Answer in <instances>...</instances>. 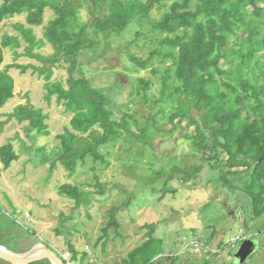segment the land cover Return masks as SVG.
<instances>
[{
    "label": "rangeland",
    "instance_id": "1",
    "mask_svg": "<svg viewBox=\"0 0 264 264\" xmlns=\"http://www.w3.org/2000/svg\"><path fill=\"white\" fill-rule=\"evenodd\" d=\"M69 5L75 14L69 24L71 30L79 32L88 26L86 37L95 43L79 53V69L107 96L113 118L118 122L127 120L128 127L119 128L121 134L102 148L106 163H95L89 157L85 165L78 164L75 175L70 177L58 159V136L67 129L73 130V114L57 100L56 94L47 98L48 80L36 69L49 67L50 62L27 55L29 42L19 29L20 23L30 27L25 15L1 21L0 42L9 34L19 36L21 44L5 48L2 64L15 79V91L0 109V146L13 144L18 159L9 168L0 160V242L16 250L18 233L29 228L35 231L32 238L36 243L50 245L68 264H75L70 259L69 240L81 254L88 252L89 257L78 264H124L129 253L149 238L151 229L146 224H155L153 236L165 241V255L157 257L164 264H170L175 256V264H264V199L255 203L247 193L249 169L237 166L234 170L241 174L230 175V181L239 188L231 195V201L235 203L240 198L242 202L232 212L223 202L227 188H231L226 183L228 179L222 177L227 153L219 149V163L203 160V156L209 157L210 150L195 148L186 137L197 134V125L188 117L174 122L170 119L180 106L179 95L168 94L161 100V74L173 63L156 59L154 66L160 73L155 75L151 68L140 69L129 59L128 51L145 59L157 46L156 35L150 32L147 21H135L121 36L113 34L105 41L101 36L94 37L90 26L96 16L108 13V2L69 0ZM259 5L264 9V0ZM164 11L154 9L153 16L159 18ZM53 17L54 11L48 8L44 23L32 27L37 39L45 42L34 52L43 56L54 52L44 37V26ZM67 66L65 62L57 63L51 81L66 86ZM75 76L80 77V72ZM140 78L152 81L147 102L137 91L133 92ZM117 80L122 88L115 86ZM173 84H177L175 80ZM18 107L27 108L31 117L19 119L14 114ZM42 119L46 130L39 132L37 124ZM155 172L161 175L152 183ZM64 183L78 186L86 199L78 205L63 195L59 186ZM114 206L118 208L119 228L108 230L104 249L102 243L96 246V242L103 235L102 228L110 221ZM58 228L62 230L60 235ZM236 235L251 238L257 244L245 263L236 257L242 242L234 246L230 243Z\"/></svg>",
    "mask_w": 264,
    "mask_h": 264
},
{
    "label": "trees",
    "instance_id": "2",
    "mask_svg": "<svg viewBox=\"0 0 264 264\" xmlns=\"http://www.w3.org/2000/svg\"><path fill=\"white\" fill-rule=\"evenodd\" d=\"M262 1L106 0L108 13L96 16L90 26L94 37L101 36L108 41L113 34L121 36L133 22L147 21L150 32L156 35L157 46L145 59L127 50L129 59L140 69L151 68L155 75L160 73L154 66L156 59L161 63H173V66H166L161 74V100L168 94L179 95L180 106L170 116L171 121L188 117L197 125V134L186 137L193 141L195 148L207 150L211 147L210 154L216 153L214 156H203V160L214 159L219 163L216 150L222 148L230 156L232 164L247 166L250 171L247 193L255 203L264 199V9L259 5ZM48 8L54 11V17L44 26V37L53 46L54 52L43 56L34 52L35 47H42L45 42L37 39L32 27L44 23ZM154 9L165 11L156 18L153 16ZM16 15H25L30 25L19 24L22 35L29 42L27 55L50 62L49 67H36L48 80L47 98L56 94L57 100L73 114V130L67 129L58 136L61 140L59 161L69 171L70 177L75 175L78 164L85 165L89 157L95 163H106L102 148L119 136V128L126 129L128 122L125 119L118 122L113 118L107 96L93 86L79 69V53L95 44L86 37L88 26H83L79 32L71 30L69 24L75 14L70 9L69 0L62 3L59 0H3L0 22ZM140 35L138 32V37ZM20 44L19 36L9 34L3 36L0 42V109L14 97L15 91L14 77L2 68L5 48ZM59 62L68 64L66 86L60 81H51L53 67ZM19 67L25 70V67ZM76 72H80V77L75 76ZM114 83L122 88L118 80ZM139 83L133 92L137 91L146 100L152 81L140 78ZM29 112L27 108L18 107L14 114L24 119L31 117ZM37 126L39 132L46 130L43 119ZM17 159L13 144L0 146V160L6 168ZM174 168L179 169L177 166ZM158 175H161L160 172L154 173L152 183ZM96 179L99 180L98 176ZM59 190L78 205L86 199V194L76 185L64 183ZM117 213L118 208L114 206L110 210V221L102 228L103 235L96 246L102 243L105 249L108 230L119 228ZM146 226L151 229L149 238L129 253L124 264H164L157 257L165 255V241L153 236L155 224ZM57 233L62 234V230L58 228ZM34 234L35 231L29 228L20 231L17 235L18 248L14 251L24 252L35 245ZM0 244L6 246L3 242ZM68 244L70 259L75 264L89 257L88 252L81 254L71 240ZM62 259L68 264V260ZM176 259V256L173 257L170 264H175ZM0 264L10 262L0 258ZM30 264L51 262L43 258Z\"/></svg>",
    "mask_w": 264,
    "mask_h": 264
},
{
    "label": "water",
    "instance_id": "3",
    "mask_svg": "<svg viewBox=\"0 0 264 264\" xmlns=\"http://www.w3.org/2000/svg\"><path fill=\"white\" fill-rule=\"evenodd\" d=\"M225 205L232 209L230 205ZM256 249V242L251 238H246L236 253V257L241 263H245L246 260L256 251ZM0 258L10 262V264H30L31 262L43 258L50 260L51 264H65L60 254H58V252H56V250H54L50 245L42 241H39L29 250L24 252H17L0 244Z\"/></svg>",
    "mask_w": 264,
    "mask_h": 264
},
{
    "label": "flooded vegetation",
    "instance_id": "4",
    "mask_svg": "<svg viewBox=\"0 0 264 264\" xmlns=\"http://www.w3.org/2000/svg\"><path fill=\"white\" fill-rule=\"evenodd\" d=\"M212 145V144H211ZM214 148V146H212ZM220 148H218V150H216L217 152L219 151ZM210 152L213 150L211 147H210ZM224 152H226L224 149H223ZM211 155V154H210ZM226 160H225V168H223V178L225 179H228V181L226 182L231 188H227V192L228 194L226 195L227 198L225 197L223 202L225 204H228L230 205L229 201L231 200V195L233 196V193L235 194L237 191H239V188L236 186H234L235 184H237L236 182H233V181H230L231 179V176L232 173H240L241 171L240 170H234L235 168H237V166H242V165H239L238 163L237 164H232L230 162V156L227 154L226 156ZM222 159V158H221ZM230 173V174H229ZM241 174V173H240ZM233 176V175H232ZM239 179V178H238ZM240 180V179H239ZM230 181V182H229ZM243 187H245V183L242 185ZM235 189V190H233ZM237 190V191H236ZM238 195V194H237ZM237 197V196H236ZM240 197V196H239ZM240 199V198H239ZM239 199H237V201L235 203H238L235 207V203H233V207L230 205V207L232 208L231 211L232 212H235V209H237L240 205H242V202L239 201ZM229 200V201H228ZM228 202V203H227Z\"/></svg>",
    "mask_w": 264,
    "mask_h": 264
},
{
    "label": "built area",
    "instance_id": "5",
    "mask_svg": "<svg viewBox=\"0 0 264 264\" xmlns=\"http://www.w3.org/2000/svg\"><path fill=\"white\" fill-rule=\"evenodd\" d=\"M246 238H244L242 235H236L231 238L230 243L232 246L238 244L240 241L243 242Z\"/></svg>",
    "mask_w": 264,
    "mask_h": 264
},
{
    "label": "crops",
    "instance_id": "6",
    "mask_svg": "<svg viewBox=\"0 0 264 264\" xmlns=\"http://www.w3.org/2000/svg\"><path fill=\"white\" fill-rule=\"evenodd\" d=\"M228 201H229V200H228ZM229 203H230V205L233 207V203H234V202H232V201L230 200Z\"/></svg>",
    "mask_w": 264,
    "mask_h": 264
}]
</instances>
